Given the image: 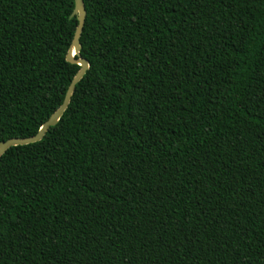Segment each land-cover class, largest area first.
I'll return each instance as SVG.
<instances>
[{
	"label": "trees",
	"instance_id": "1",
	"mask_svg": "<svg viewBox=\"0 0 264 264\" xmlns=\"http://www.w3.org/2000/svg\"><path fill=\"white\" fill-rule=\"evenodd\" d=\"M90 68L0 158V264H264V0H84ZM75 0H0V143L80 66Z\"/></svg>",
	"mask_w": 264,
	"mask_h": 264
},
{
	"label": "water",
	"instance_id": "2",
	"mask_svg": "<svg viewBox=\"0 0 264 264\" xmlns=\"http://www.w3.org/2000/svg\"><path fill=\"white\" fill-rule=\"evenodd\" d=\"M86 16L87 11L85 8L84 0H75V8L70 18H77L78 25L76 27L71 48L67 54V62L73 65L80 66V70L72 80L66 93L63 104L42 126L36 136L30 138H13L6 142L0 143V158L13 147L25 146L41 142L46 136L49 129L57 126L61 118L64 116L71 103L77 85L82 81V79L85 77L90 68L88 60L81 56L82 45L80 40L85 26Z\"/></svg>",
	"mask_w": 264,
	"mask_h": 264
}]
</instances>
